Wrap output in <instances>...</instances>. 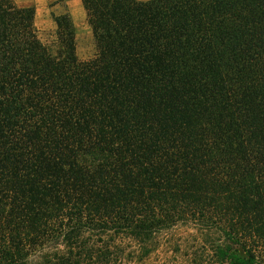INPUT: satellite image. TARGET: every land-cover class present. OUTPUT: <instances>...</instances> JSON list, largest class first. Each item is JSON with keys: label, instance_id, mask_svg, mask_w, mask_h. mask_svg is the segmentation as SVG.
I'll return each mask as SVG.
<instances>
[{"label": "trees", "instance_id": "1", "mask_svg": "<svg viewBox=\"0 0 264 264\" xmlns=\"http://www.w3.org/2000/svg\"><path fill=\"white\" fill-rule=\"evenodd\" d=\"M16 1L0 264H264V0H80L86 60L67 15L44 42Z\"/></svg>", "mask_w": 264, "mask_h": 264}, {"label": "crops", "instance_id": "2", "mask_svg": "<svg viewBox=\"0 0 264 264\" xmlns=\"http://www.w3.org/2000/svg\"><path fill=\"white\" fill-rule=\"evenodd\" d=\"M147 3L151 0H135ZM16 5L22 9L34 11V26L40 31H55V19L67 15L75 31L76 44L80 41L91 42L92 33L86 22L85 12L80 0H17ZM77 47V46H76Z\"/></svg>", "mask_w": 264, "mask_h": 264}, {"label": "rangeland", "instance_id": "3", "mask_svg": "<svg viewBox=\"0 0 264 264\" xmlns=\"http://www.w3.org/2000/svg\"><path fill=\"white\" fill-rule=\"evenodd\" d=\"M55 32V31H54ZM54 32L53 31H40L38 33V36L40 39L44 42H48L53 39L54 37ZM76 55L79 60H86L88 58H91L94 54V46H93V39L91 42L86 43L84 41H80L76 44ZM169 253L163 254L162 252H157L151 255V261L154 263H159L163 259H167L169 257ZM167 257V258H166Z\"/></svg>", "mask_w": 264, "mask_h": 264}]
</instances>
